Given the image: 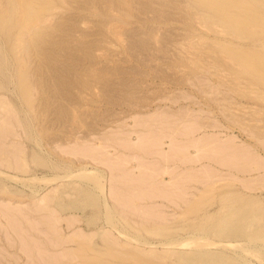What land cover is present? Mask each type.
I'll use <instances>...</instances> for the list:
<instances>
[{
    "label": "rangeland",
    "instance_id": "rangeland-1",
    "mask_svg": "<svg viewBox=\"0 0 264 264\" xmlns=\"http://www.w3.org/2000/svg\"><path fill=\"white\" fill-rule=\"evenodd\" d=\"M31 1L24 28L0 0V264H264V221L236 213L264 208V14L235 32L196 0ZM152 132L161 155L216 139L239 166L144 153Z\"/></svg>",
    "mask_w": 264,
    "mask_h": 264
},
{
    "label": "bare ground",
    "instance_id": "bare-ground-1",
    "mask_svg": "<svg viewBox=\"0 0 264 264\" xmlns=\"http://www.w3.org/2000/svg\"><path fill=\"white\" fill-rule=\"evenodd\" d=\"M196 1H198L197 3L198 4H200L203 8H205V6L208 8V9H210L211 10V14L215 17V18H217L218 20H220V21H222V22H224L225 24H227L229 27H230V29L231 30H233V31H235V32H241V31H245V30H241V28H247V27H250V30L251 31H255L256 33H260V31L258 30V29H255L253 26H250L249 25V23H252V21L253 20H255V19H258L259 18V15L257 14L258 12H262L263 14H264V0H251L254 4H255V6H256V9L254 10V11H251V12H248V13H246V12H241V13H238V17L236 18V19H234L233 18V14L234 13H236V12H239L240 11V8H241V4H242V2H241V0H196ZM20 9V10H19ZM18 10H19V13H18ZM34 9L32 8V1L31 0H6V12H5V16H6V18L9 20V21H15L16 20V22H17V24L18 25H24L23 27L24 28H26V27H31V26H34V25H36L37 23H38V16H37V14H36V12H34L33 11ZM250 20V21H249ZM236 23L238 24V27H237V25H236ZM240 28V29H239ZM247 34H250L251 35V37L252 36H255L254 35V33H250V32H248ZM239 55V57L243 60V62L244 63H246V64H249V65H251L252 64V62H254L253 61V59H252V56H246V55H243V54H238ZM261 62L256 58V64H254L253 63V65L254 66H257V68H260V66H259V64H260ZM1 71V70H0ZM1 73V72H0ZM22 90H23V93L27 96V97H30V87L31 86H29V83H28V80L25 78V77H22ZM147 122V121H146ZM149 122V121H148ZM170 123V122H169ZM143 124V123H142ZM166 124H168V122H166ZM171 124V123H170ZM147 125V124H146ZM149 125V124H148ZM147 125V126H148ZM162 125H165V124H162ZM162 125H158V126H162ZM171 125H173V123L171 124ZM189 125V124H188ZM3 126V125H2ZM143 126V125H142ZM168 126V125H167ZM200 126V127H199ZM198 127H196L195 128V126H194V128H193V126L192 127H189V129H187V128H181V129H179L178 127H170L169 129L175 134V136L176 135H178V137H179V135L180 136H182V137H188L189 135H191V133L193 134V132L194 131H196V129L197 130H200L203 126L202 125H199ZM145 127V126H144ZM150 127V126H149ZM157 127V126H156ZM160 127H158V128H160ZM164 127V126H163ZM163 127L160 129L161 131L163 130ZM166 127V126H165ZM164 127V128H165ZM181 127V126H180ZM151 128H153L152 126H151ZM149 129V128H148ZM144 132V131H143ZM143 132H142V135H143ZM146 132H147V130H146ZM151 133V132H150ZM153 133V132H152ZM155 133V132H154ZM154 133H153V137L151 138V134H150V136H149V134L147 135V136H149L150 137V139L149 138H147V139H145L144 137L145 136H143V137H141L140 139H141V141H140V147H142V149L144 150V153H147V151H153L154 150V153H156V154H159V155H161V153L162 152H159V151H161V150H158L157 148H159L160 149V147L162 146V141H163V139L165 138L164 136H160V134L159 135H157V136H154ZM139 134H141V132L139 133ZM156 134H157V132H156ZM183 135H185V136H183ZM139 136V135H138ZM160 136V137H159ZM201 140V139H200ZM139 141V140H138ZM190 142V141H189ZM192 142H194V143H192V144H190V145H188V146H185L184 145V147L182 146V145H179L178 143H180V142H175V138L174 139H172V142L171 143H173V144H175V147L173 148L174 150L172 151V150H170V154L168 153V155L165 153L164 155H167L166 157L167 158H169L170 156H174L175 157V159H176V157H178L179 155L181 156V158H177L178 160H179V162L178 163H180V161H181V163H182V161H186V157L188 158L189 156H187L188 154H187V150H188V148L189 147H192V146H195V147H197V157L196 158H192L191 157V159H190V157L187 159V161L185 162L186 164H188V162H191V163H194V162H197V161H199V160H201L202 158L200 157V156H202V154L204 153V152H206V151H208V152H210V156H212V157H216L215 159H212L214 162H216V163H219V165H220V163L222 164V165H224V167L225 166H227V167H229L231 170H234L235 168H232V166L233 165H237V162H232V160L230 159L231 157H234V156H232V154L230 153V152H228L229 150L228 149H231V147H229L228 146V144H226L225 142H221V141H219V140H216L215 139V141H214V139H213V141H208V142H205V144H200L201 142H198V141H195V140H193ZM139 143V142H138ZM151 144L153 147H154V149L153 150H147V148H149L148 147V145L147 144ZM224 143V145H222ZM228 143H230V142H228ZM173 144L171 145V146H173ZM189 144V143H188ZM231 144V143H230ZM229 144V145H230ZM134 146V145H133ZM179 146H181L180 148H184V149H182V150H184L183 152H182V150L179 148ZM132 147V146H131ZM139 147V148H140ZM176 147H178V148H176ZM135 149V148H134ZM147 151H146V150ZM152 149V148H151ZM170 149H171V147H170ZM233 150V149H232ZM172 151V152H171ZM181 153H180V152ZM174 152H175V154H174ZM239 152V151H238ZM237 152V153H238ZM171 153H173L174 155H171ZM180 153V154H179ZM240 153V152H239ZM163 154L161 155V156H164ZM170 155V156H169ZM176 155V156H175ZM186 155V156H185ZM246 155H248L249 156V154L247 153ZM169 156V157H168ZM182 156H184L183 158H182ZM237 156V155H236ZM238 156H240V155H238ZM167 158H165L164 157V159H166L167 160ZM237 158V157H236ZM245 158H247V157H245ZM249 158V161L248 160H244V170H245V168H248V169H250V167H251V163L252 162H254V160H255V157L253 158V157H248ZM174 160V161H176V163H177V161L178 160ZM238 159V158H237ZM123 160V159H122ZM170 160H171V162H174L171 158H170ZM169 160V161H170ZM240 160V159H239ZM168 161V160H167ZM166 161V162H167ZM252 161V162H251ZM257 162V161H256ZM119 163V162H118ZM175 163V162H174ZM258 163V162H257ZM254 164L256 165V163L254 162ZM259 164V163H258ZM261 164V163H260ZM263 164V163H262ZM118 165V164H117ZM145 165V164H144ZM221 165V166H222ZM122 166V165H121ZM239 165H237L236 167H238ZM262 166V165H261ZM260 166V167H261ZM119 167V166H118ZM125 167V166H124ZM259 167V168H260ZM122 168V167H121ZM147 168H149V167H147ZM160 167H155V169L156 170H158ZM262 168H263V166H262ZM154 169V168H153ZM161 169V168H160ZM163 169V168H162ZM229 169V170H230ZM116 170H117V168H116ZM119 170V169H118ZM123 170H125V168L123 169ZM206 170H208V169H206ZM236 170V169H235ZM247 170V169H246ZM120 171V170H119ZM150 171V170H149ZM191 171V170H190ZM204 171H205V169H204ZM202 172V173H198V174H191V175H189V176H186V179L187 178H192V181L193 180H195V181H193V182H196V179L201 175V176H203L202 174L203 173H205V172ZM209 171V170H208ZM212 171V170H211ZM250 172L252 171L251 169L249 170ZM117 172V171H116ZM155 172H157V171H155ZM155 172H153V173H155ZM158 172H160V171H158ZM167 172V171H166ZM207 172V171H206ZM248 172V171H247ZM247 172H245V173H247ZM147 173V172H146ZM88 174V173H87ZM89 174H92V173H89ZM115 174V172H113V175ZM148 174V173H147ZM160 174V173H159ZM206 174H210V173H206ZM213 174H215V173H213ZM146 175V174H145ZM186 175V174H185ZM150 176V175H149ZM208 176V175H207ZM158 177V176H157ZM174 177H175V175H174ZM185 177V176H184ZM184 177H182V179H179V181H176L173 185H170L169 187H157V184H156V186H155V188H153L151 191H150V189H148L150 192H144V194L143 195H145V196H143V197H148L149 195H151V192H155L156 193V197H162V195H164V196H166V197H168V198H172L173 196H175V195H177V194H175V195H173V192H174V190L175 189H177L176 191H179L181 188H184L185 186H186V184H188V179H187V181H185L184 180ZM144 178H145V176H144ZM150 178V177H149ZM176 178V177H175ZM218 178V177H217ZM145 179H147V178H145ZM177 179V178H176ZM142 180H143V177H142ZM181 180V181H180ZM184 180V181H183ZM223 180V179H222ZM130 181V180H129ZM128 181V182H129ZM189 181H191V180H189ZM199 181V180H198ZM112 182V184H111V189H112V191H111V196H112V198L114 199V200H116L117 202L119 201V191L118 190H122L121 189V187H120V185L119 184H117V182H115V181H111ZM182 185H184V186H182ZM186 183V184H185ZM199 183H201V182H199ZM98 185L97 186H100V183L98 182L97 183ZM179 184H180V186H182V187H180L179 186ZM256 184V183H255ZM259 185V184H258ZM146 186V185H145ZM179 186V187H178ZM251 186H253L252 184H251ZM143 187V186H142ZM147 187V186H146ZM154 187V186H153ZM250 187V186H249ZM152 188V187H151ZM175 188V189H174ZM251 188V187H250ZM185 189H188V188H185ZM184 189V190H185ZM126 190V189H125ZM146 190V189H145ZM148 190H146V191H148ZM182 190V189H181ZM253 190V189H252ZM130 191V190H129ZM175 191V192H176ZM133 192V191H132ZM182 192V191H181ZM119 193V194H118ZM128 193V192H127ZM133 193H135V192H133ZM141 193H143L142 191H141ZM122 194V193H121ZM173 196H172V195ZM182 194V193H181ZM123 195H124V193H123ZM122 195V196H123ZM126 195V194H125ZM128 195V194H127ZM130 196H131V194H130ZM183 196H185V195H183ZM126 197V196H125ZM140 197V196H139ZM142 197V196H141ZM180 197V196H179ZM130 198V197H129ZM131 199H134V198H131ZM122 200V199H121ZM173 201V200H172ZM127 204V203H126ZM129 204V203H128ZM120 205V204H119ZM250 205L249 204H247L245 207L246 208H243V207H240L239 209H238V211L236 212V213H238L239 215L240 214H242V213H246V216H244V217H246V220H247V224L249 223V224H251L252 226H260V223H261V220H263L264 221V208H262V209H259V208H257V206H254V207H249ZM257 208V209H256ZM243 215V214H242ZM241 218H243V217H241ZM245 219V218H244ZM244 219H242V222H244ZM245 220V221H246ZM56 223V220H53V223H52V225L53 224H55ZM244 224V223H243ZM262 225V224H261ZM54 228V227H53ZM54 230H56V229H54ZM162 232V231H161ZM56 233H58V231L56 232ZM228 236L230 237V239L232 238H236V236H238V234H237V231H236V228L235 229H230V230H228ZM227 236V237H228ZM62 240V239H61ZM64 240V239H63ZM62 240V241H63ZM56 241V240H55ZM61 241V242H62ZM65 241V240H64ZM87 241V240H86ZM85 241V242H86ZM61 242L59 243L60 245H61ZM112 242V241H111ZM84 244H88V243H84ZM56 245H57V243H56ZM83 245V244H82ZM114 245V247H115V244H113ZM112 245V246H113ZM67 253V252H66ZM195 256H198V254H195ZM212 259H215V258H212ZM225 264H227V261H225L224 262Z\"/></svg>",
    "mask_w": 264,
    "mask_h": 264
}]
</instances>
